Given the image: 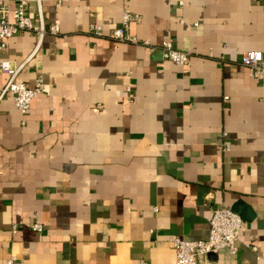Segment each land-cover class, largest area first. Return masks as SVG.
<instances>
[{"label": "crops", "instance_id": "1", "mask_svg": "<svg viewBox=\"0 0 264 264\" xmlns=\"http://www.w3.org/2000/svg\"><path fill=\"white\" fill-rule=\"evenodd\" d=\"M41 6L60 34L33 54L22 32L0 54L25 63L17 81L45 85L25 115L0 99V264H174L170 240H205L212 211L236 205V254L207 261L264 264V77L240 64L244 51L264 54V0ZM123 10L156 51L110 38ZM164 41L189 52L186 67L162 58Z\"/></svg>", "mask_w": 264, "mask_h": 264}, {"label": "built area", "instance_id": "2", "mask_svg": "<svg viewBox=\"0 0 264 264\" xmlns=\"http://www.w3.org/2000/svg\"><path fill=\"white\" fill-rule=\"evenodd\" d=\"M14 5L10 8L3 1H0V54L7 49V41L22 32H30L36 37V45L33 51L35 54L41 47L43 38L46 35L57 36L60 34V24L54 21L46 27L43 19L41 0H13ZM35 4V13L30 16L29 6ZM140 17L128 10H123L119 26L114 29L110 38L118 43L143 46L149 51H156L147 40H139L129 34L131 24H138ZM88 32L94 36L104 35L102 26L90 24ZM162 58L186 67L189 60V52L177 50L170 41H164L159 46ZM30 59V57L28 58ZM27 59V60H28ZM25 63L13 65L9 60L0 58V76H6V82L0 90V99L6 94L13 97L14 106L21 115L27 114L32 101L44 91L42 76H37L33 87L17 81ZM240 64L247 70L251 79H262L264 77V54L260 51H244L240 55ZM227 100V97L224 98ZM223 151H229V145L223 146ZM242 218L231 209L218 207L212 211L209 222L208 236L205 240L187 241L180 238H173L170 244L174 251V264H209L207 257L215 255L221 250H227L231 255L237 252L236 242L242 227ZM32 231L41 233L43 226L39 223L28 225ZM16 227H13L15 230ZM254 250L255 247L253 246ZM4 264H23L16 259H9Z\"/></svg>", "mask_w": 264, "mask_h": 264}, {"label": "water", "instance_id": "3", "mask_svg": "<svg viewBox=\"0 0 264 264\" xmlns=\"http://www.w3.org/2000/svg\"><path fill=\"white\" fill-rule=\"evenodd\" d=\"M240 205H236V206H234L233 208H232V211H234V212H236V213H240V210L238 209V207H239ZM209 256H214V255H209Z\"/></svg>", "mask_w": 264, "mask_h": 264}]
</instances>
